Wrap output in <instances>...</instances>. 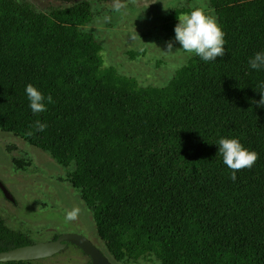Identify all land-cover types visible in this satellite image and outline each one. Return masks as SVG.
<instances>
[{
	"label": "trees",
	"instance_id": "1",
	"mask_svg": "<svg viewBox=\"0 0 264 264\" xmlns=\"http://www.w3.org/2000/svg\"><path fill=\"white\" fill-rule=\"evenodd\" d=\"M210 6L225 55H194L167 86L140 87L104 68L102 46L83 30L88 1L40 12L0 0V130L74 167L70 182L118 262L264 264V68L249 65L264 52V0ZM191 11L173 10L166 28ZM28 84L52 96L46 112H32ZM37 120L46 130L35 132ZM221 138L259 154L235 181ZM31 244L0 216V253Z\"/></svg>",
	"mask_w": 264,
	"mask_h": 264
},
{
	"label": "rangeland",
	"instance_id": "2",
	"mask_svg": "<svg viewBox=\"0 0 264 264\" xmlns=\"http://www.w3.org/2000/svg\"><path fill=\"white\" fill-rule=\"evenodd\" d=\"M33 5L40 12L66 8L88 1L93 21L83 30L94 35L103 48L104 68L114 67L119 74L134 78L140 87H165L176 72L195 55L182 50L175 32L164 20L173 10L204 8L216 18L210 0H121L126 8L113 10L114 0H17ZM111 17L110 21L104 17ZM136 36L135 40L131 37ZM173 44L167 55V43ZM164 51V52H163ZM74 167L60 165L48 152L22 138L0 130V180L15 201L0 189V216L7 226L27 234L34 243L50 241L57 235L76 231L88 236L111 258L114 264H160L155 257L118 262L99 238L94 215L70 182ZM81 209L76 221L65 222L67 211Z\"/></svg>",
	"mask_w": 264,
	"mask_h": 264
},
{
	"label": "clouds",
	"instance_id": "3",
	"mask_svg": "<svg viewBox=\"0 0 264 264\" xmlns=\"http://www.w3.org/2000/svg\"><path fill=\"white\" fill-rule=\"evenodd\" d=\"M126 8V4L121 0H114L113 10L120 13L122 9ZM111 17H104V20L110 21ZM179 23L175 27V39L182 45V50L188 54H195L203 61H216L217 57L225 55V33L218 24L216 18L205 12L204 8L197 7L188 14L178 16ZM137 34L131 39L135 40ZM139 37V36H138ZM140 38V37H139ZM173 44L167 43V55H175L172 52ZM249 65L254 70L264 68V52L256 53L249 59ZM26 94L30 101V108L34 114L43 113L47 111V104L53 103L51 95L45 97L32 84L26 86ZM264 96V93H261ZM256 103V102H255ZM259 106L264 105V98L258 102ZM35 132H42L46 130L48 125L36 121L32 126ZM34 131H28L26 135L33 136ZM219 155L223 157V163L232 170L231 179H237V172L243 169H251L259 159V154L255 151H250L241 144L238 139L221 138L218 141ZM81 209L74 207L67 211L65 215V222L76 221L79 218Z\"/></svg>",
	"mask_w": 264,
	"mask_h": 264
},
{
	"label": "water",
	"instance_id": "4",
	"mask_svg": "<svg viewBox=\"0 0 264 264\" xmlns=\"http://www.w3.org/2000/svg\"><path fill=\"white\" fill-rule=\"evenodd\" d=\"M0 189L8 200L12 202L15 201L14 197L1 180ZM63 241L72 242L82 248L86 254L93 258V264H112L89 240L74 233L64 234L56 241L34 243L7 252H2L0 253V263L28 262L52 257L65 248L66 245L62 243Z\"/></svg>",
	"mask_w": 264,
	"mask_h": 264
},
{
	"label": "flooded vegetation",
	"instance_id": "5",
	"mask_svg": "<svg viewBox=\"0 0 264 264\" xmlns=\"http://www.w3.org/2000/svg\"><path fill=\"white\" fill-rule=\"evenodd\" d=\"M68 233H74V234L85 237L87 240H89L93 244V246H95L98 250H100L105 257H107L109 262L114 264L111 258L105 253L103 249L100 248L99 245L93 242V240L90 239L88 236H85L84 234L76 232V231H68L65 233H61L57 235L56 237H54L53 239H51L50 241H46V242L56 241L62 235L68 234ZM62 243L65 244L66 246L59 253L49 258L35 260V261H28L26 262V264H93L94 263L93 258L90 255L86 254L83 251V249L80 248L79 246L75 245L72 242H68V241H63Z\"/></svg>",
	"mask_w": 264,
	"mask_h": 264
}]
</instances>
